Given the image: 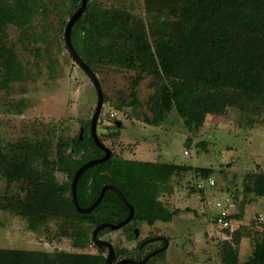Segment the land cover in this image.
Wrapping results in <instances>:
<instances>
[{"label": "rangeland", "instance_id": "374dc122", "mask_svg": "<svg viewBox=\"0 0 264 264\" xmlns=\"http://www.w3.org/2000/svg\"><path fill=\"white\" fill-rule=\"evenodd\" d=\"M2 1L8 6L14 2ZM63 1L58 9L54 7L58 1L47 3L51 29L47 30L46 22L40 18L34 20L30 34L47 31L44 43L31 41L33 36L25 40L8 13L0 16V56L1 50L7 48L17 61L15 75L7 77L0 57V152L5 154L19 145L37 148L50 144V158L55 161L62 142L71 143L94 116L96 90L65 43L66 23L80 4ZM89 2L92 13L102 11L105 17L125 27L126 35L134 32L135 38H150L148 0ZM119 42L123 45L126 40L113 39L114 44ZM94 72L106 97L98 135L115 157L192 168L171 178L172 191L160 196L169 212L180 211L172 222L131 224L128 229L139 232L137 240L123 230L105 231L101 239L135 258L140 241L164 236L170 242L169 249L164 258L152 264H244L264 230V197L244 191L246 176L264 171V105L255 106L249 97L241 99L221 116L208 115L202 127L195 129L188 127L176 110L161 112L157 93L162 82L158 79L100 58L94 60ZM185 151L190 155L185 156ZM33 168L48 169L44 160L36 161ZM196 168L212 169L213 173L209 179L199 178ZM55 176L58 185L71 181L63 172L56 171ZM209 180L215 185L210 186ZM26 186L23 178H7L0 170V197L25 196ZM65 196L69 199L70 192ZM229 197L234 205L231 214L240 213L241 217L234 219L233 228L226 231L214 224V217L218 212L216 204ZM93 230L94 226L73 220L71 213L69 218L40 214L31 220L0 211V249L95 256L100 252L92 243ZM79 232L91 238L84 248L73 245ZM159 245L157 242L147 249Z\"/></svg>", "mask_w": 264, "mask_h": 264}, {"label": "trees", "instance_id": "16d2710c", "mask_svg": "<svg viewBox=\"0 0 264 264\" xmlns=\"http://www.w3.org/2000/svg\"><path fill=\"white\" fill-rule=\"evenodd\" d=\"M50 1L54 0H14L8 6L0 0V16L8 13L25 40L30 41L33 36L31 41L44 43L47 31L39 35L30 34V31L36 18L46 22L47 30L52 28L47 6ZM55 1H58L54 3L56 9L60 2L64 3L63 0ZM71 1L75 6L81 5L80 0ZM148 2L150 38H135L134 32L126 35V28L119 26L111 17H105L102 11L92 13L88 0L85 15L75 24L71 39L75 51L93 72L94 60L100 58L158 79L162 82L157 93L161 112L174 109L188 127L195 129L202 127L208 115L221 116L228 108L237 106L241 99L249 97L255 106L264 105V0ZM120 37L125 38L126 43L114 44L113 39L119 41ZM0 57H3L5 75L14 76L16 57L7 48L1 50ZM140 79L141 76L136 83ZM135 101L137 103L136 97ZM81 131L82 135L80 132L71 143L62 142L55 161L50 158V144L37 148L29 144L19 145L12 148L10 154L0 152L2 174L14 180L23 178L27 182L25 196L0 197V211L16 213L31 220L40 214L69 218L71 213L73 220L94 226V229L105 222L119 224L124 221L130 210L113 190H108L100 205L89 214L79 213L74 206L72 183L77 170L90 160L104 156L91 136L90 124ZM41 160L45 161L46 171L33 168V164ZM191 170L189 166L175 163L124 160L112 153L110 160L82 174L77 184L78 202L81 207L88 208L97 200L104 186L112 185L135 209L133 220L124 231H130L128 227L137 222H145L149 226L157 222L170 223L180 211L169 212L160 196L172 191L169 185L171 178ZM56 171L69 175L70 183L58 185ZM194 171L199 178L205 179L213 173L212 169L205 168ZM253 173L246 176L244 191L262 198L264 171ZM67 191L70 192L69 199L65 196ZM240 217V213L231 214L229 220L233 222ZM239 234L238 231L236 236ZM259 237L260 240H255L252 255L244 264H264V230ZM90 241L86 232H79L73 245L84 248ZM164 256L165 253L157 254L149 264ZM116 257L133 258L127 251H116ZM105 261L101 252L94 256L0 249V264H105Z\"/></svg>", "mask_w": 264, "mask_h": 264}, {"label": "water", "instance_id": "95a60500", "mask_svg": "<svg viewBox=\"0 0 264 264\" xmlns=\"http://www.w3.org/2000/svg\"><path fill=\"white\" fill-rule=\"evenodd\" d=\"M80 1H81L80 7L72 14L71 18L67 22L66 29L64 32L65 43H66V47H67L68 51L70 52L72 58L75 60V62L78 64V66L84 71V73L88 76V78L91 80V82H92V84L96 90L98 101H97V107H96L94 116L92 117V120L90 122V128H91V136H92L95 144L104 152V156L102 158L90 160L89 162L85 163L83 166H81L77 170L75 177H74V180H73V183H72V198H73L74 206L79 213L89 214L92 211H94L100 205V203L104 199L105 193L108 190H113L119 195V197L122 199L124 204L130 210L129 216L124 221H122L121 223L113 224V223L105 222V223L99 224L93 231V236H92L93 243L100 249H103V250L108 249L109 250V255L106 259V264H113V262L115 261L114 247H113L112 243L105 241V240H102V239H99L98 234L101 231L106 230V229H108L110 231H117V230L122 229L126 225H128L133 220V217L135 214V209L127 201V199L125 198L123 193L118 188H116L115 186H112V185L104 186L100 192L99 197L90 207L83 208V207H81V205L78 202L77 184H78V181H79L80 177L82 176V174H84L90 168H93L95 166H98L100 164L107 162L112 157L111 150L108 147H106L103 143H101L100 138L98 136V122H99V118H100V115L103 111L104 104H105L104 92L102 89V85H101L97 75L80 58V56L77 54V52L75 51L73 44H72V39H71L72 30H73L75 24L78 22V20L84 16V14L87 10V7H88V0H80ZM119 125H121V123H119ZM82 133H83V131H81V135H82ZM159 240H162L164 242V246L161 249L156 250V251L152 252L151 254L147 255L143 260L137 262V261H133L130 259H126V260L119 261L117 264H147L148 261L154 255H156L158 253H163V252L167 251V249L169 248L170 243L166 237L153 238L149 241H146L144 244H146L148 242L159 241Z\"/></svg>", "mask_w": 264, "mask_h": 264}, {"label": "flooded vegetation", "instance_id": "af4514ba", "mask_svg": "<svg viewBox=\"0 0 264 264\" xmlns=\"http://www.w3.org/2000/svg\"><path fill=\"white\" fill-rule=\"evenodd\" d=\"M67 25V24H66ZM132 222V221H131ZM127 226V225H126ZM125 226V227H126ZM125 227H123L122 229H120V230H123L124 231V228ZM106 230H108V229H106ZM94 231V230H93ZM105 230H103V231H101L99 234H98V238L99 239H101L102 237H103V234H101V233H103ZM108 231H110V230H108ZM117 231H119V230H117ZM113 232V231H112ZM128 237L129 238H132V240H137L138 238H139V232H138V230H136V229H131L130 231H128ZM157 237H164V236H154V237H148V238H146V239H144V240H142V241H140L139 243H138V245L136 246V251H137V254H136V256H135V258H129L130 260H133V261H141V260H143L147 255H149V254H151L152 252H154V251H156V250H159V249H161L163 246H164V242L162 241V240H159V241H154V242H148V243H146V244H144L146 241H149V240H151V239H153V238H157ZM103 240V239H102ZM169 241V240H168ZM109 242V241H108ZM160 243V245L159 246H157V247H155V248H152L151 250H148L147 248L148 247H150L151 245H153V244H155V243ZM111 243V242H110ZM170 243V242H169ZM95 245V244H94ZM113 245V244H112ZM170 246V245H169ZM97 247V246H96ZM113 247H114V245H113ZM139 247H143V249H139ZM98 248V247H97ZM169 249V248H168ZM167 249V250H168ZM98 251L99 252H101L103 255H104V253L107 251L108 253H107V256H105V258L107 259V257H108V255H109V250L108 249H105V250H103V249H100V248H98ZM114 251H115V261L113 262V264H117L119 261H122V260H126V259H122V258H117L116 257V249H115V247H114ZM166 252V251H165ZM165 252H163V253H165ZM158 254H161V253H158ZM138 255H141V258L139 259L138 258ZM157 255V254H156ZM156 255H154V256H156ZM153 256V257H154ZM152 257V258H153ZM151 258V259H152ZM151 259L148 261V263L147 264H149L150 263V261H151ZM105 264H106V261H105Z\"/></svg>", "mask_w": 264, "mask_h": 264}, {"label": "built area", "instance_id": "2783aa9c", "mask_svg": "<svg viewBox=\"0 0 264 264\" xmlns=\"http://www.w3.org/2000/svg\"><path fill=\"white\" fill-rule=\"evenodd\" d=\"M184 155L189 156V151H185ZM208 182L210 186L215 185V182L213 180H209ZM231 200L232 199L229 197L225 202H218L216 204L218 212L214 217L215 225L223 230L233 228V223L229 220L231 209L234 207ZM261 220H263V218H261Z\"/></svg>", "mask_w": 264, "mask_h": 264}]
</instances>
